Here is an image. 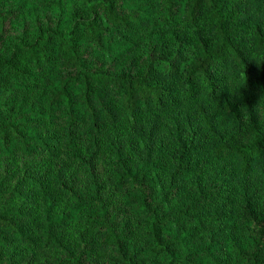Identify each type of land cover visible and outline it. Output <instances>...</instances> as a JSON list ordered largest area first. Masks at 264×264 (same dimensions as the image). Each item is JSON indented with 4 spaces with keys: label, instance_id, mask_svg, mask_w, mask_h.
I'll return each instance as SVG.
<instances>
[{
    "label": "trees",
    "instance_id": "1",
    "mask_svg": "<svg viewBox=\"0 0 264 264\" xmlns=\"http://www.w3.org/2000/svg\"><path fill=\"white\" fill-rule=\"evenodd\" d=\"M0 264H264V0H0Z\"/></svg>",
    "mask_w": 264,
    "mask_h": 264
}]
</instances>
